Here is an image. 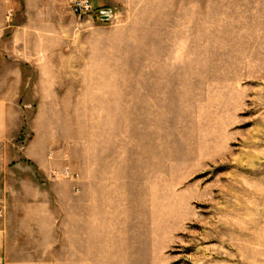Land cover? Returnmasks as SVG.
I'll return each mask as SVG.
<instances>
[{
	"label": "rangeland",
	"instance_id": "obj_1",
	"mask_svg": "<svg viewBox=\"0 0 264 264\" xmlns=\"http://www.w3.org/2000/svg\"><path fill=\"white\" fill-rule=\"evenodd\" d=\"M90 1L0 0V264H264V0Z\"/></svg>",
	"mask_w": 264,
	"mask_h": 264
},
{
	"label": "crops",
	"instance_id": "obj_2",
	"mask_svg": "<svg viewBox=\"0 0 264 264\" xmlns=\"http://www.w3.org/2000/svg\"><path fill=\"white\" fill-rule=\"evenodd\" d=\"M79 0H66V2ZM94 3L96 0H93ZM121 8L130 9L135 0H110ZM1 4V3H0ZM97 5V4H96ZM1 22V16H0ZM0 33V44H1ZM1 52V50H0ZM1 56V54H0ZM0 57V142L14 138L18 130L17 104L22 96V89L26 86L23 70L16 64L1 62ZM50 147H45L42 142H35L27 150V156L33 158L40 165L45 164V152ZM37 260L26 258V261L18 260V264H35Z\"/></svg>",
	"mask_w": 264,
	"mask_h": 264
},
{
	"label": "built area",
	"instance_id": "obj_3",
	"mask_svg": "<svg viewBox=\"0 0 264 264\" xmlns=\"http://www.w3.org/2000/svg\"><path fill=\"white\" fill-rule=\"evenodd\" d=\"M93 11V6L90 0H79L73 4V13L78 17H85L91 14ZM5 215V206L2 201H0V219Z\"/></svg>",
	"mask_w": 264,
	"mask_h": 264
},
{
	"label": "water",
	"instance_id": "obj_4",
	"mask_svg": "<svg viewBox=\"0 0 264 264\" xmlns=\"http://www.w3.org/2000/svg\"><path fill=\"white\" fill-rule=\"evenodd\" d=\"M98 19L102 22H108L112 19L113 13L111 10H101L97 12Z\"/></svg>",
	"mask_w": 264,
	"mask_h": 264
}]
</instances>
